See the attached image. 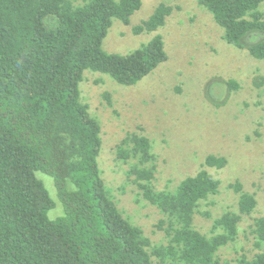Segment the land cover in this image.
<instances>
[{
    "label": "trees",
    "instance_id": "trees-1",
    "mask_svg": "<svg viewBox=\"0 0 264 264\" xmlns=\"http://www.w3.org/2000/svg\"><path fill=\"white\" fill-rule=\"evenodd\" d=\"M213 15L230 44L264 60V0H197ZM142 0H0V264H264V215L252 227V257L221 262L219 250L234 242L244 215L258 205L255 194L232 185L239 211L214 220L220 232L207 236L195 228L200 203L219 192L220 180L203 168L175 190L157 189L156 155L151 139L131 133L117 147L118 158L136 159L129 179L143 199L163 214L158 227L167 243L157 244L119 208L106 184L99 157L102 126L83 101L80 83L87 70L110 75L121 85L137 84L168 60L161 33L127 53H112L103 42L119 19L130 25ZM161 2L132 27L134 34L163 27L172 13ZM264 78L256 83L262 84ZM230 90L234 79L213 78L212 86ZM223 156L210 154L205 165L222 168ZM51 176L64 214L51 219L56 206L44 181Z\"/></svg>",
    "mask_w": 264,
    "mask_h": 264
},
{
    "label": "rangeland",
    "instance_id": "rangeland-1",
    "mask_svg": "<svg viewBox=\"0 0 264 264\" xmlns=\"http://www.w3.org/2000/svg\"><path fill=\"white\" fill-rule=\"evenodd\" d=\"M82 4L84 0H74ZM142 7L125 25L114 19L103 48L127 54L147 43L156 33L164 38L168 60L135 85L125 86L110 75L87 70L80 83L83 101L101 122L103 148L99 157L106 184L119 208L135 225L141 226L154 243H167L165 231L158 227L163 217L158 207L143 199L129 179L132 158L117 156V147L131 133L148 136L156 155L157 189L175 190L188 176L203 168L220 180L219 192L202 201L194 225L212 236L220 232L214 220L226 211H239V196L232 185L239 181L243 190L255 194L258 205L244 215L234 242L222 247L221 262L235 261L242 254L252 257V227L264 215V60L253 57L223 38V29L197 0H142ZM165 2L173 11L163 27L152 33L134 34L132 27L147 19L155 7ZM264 12V2L260 5ZM234 79L240 87L212 86L216 103L208 100L206 85L213 78ZM223 156L222 168L205 165L208 155ZM55 200L48 213L51 219L64 214L54 179L37 172Z\"/></svg>",
    "mask_w": 264,
    "mask_h": 264
}]
</instances>
